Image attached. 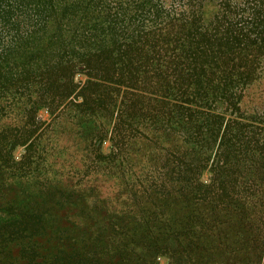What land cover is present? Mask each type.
<instances>
[{"label": "rangeland", "instance_id": "1", "mask_svg": "<svg viewBox=\"0 0 264 264\" xmlns=\"http://www.w3.org/2000/svg\"><path fill=\"white\" fill-rule=\"evenodd\" d=\"M180 15L211 38L213 58L218 43L229 58L210 63L202 107L226 133V169L195 171L202 184L223 178L214 199L183 173L173 184L163 173L167 144L180 147L177 88L188 70L164 89L163 60L133 58L120 87L139 115L107 166L94 141L103 128L100 150L111 152L114 114L82 112L86 84L111 56ZM31 74L57 93L33 92ZM0 264H264V0H0Z\"/></svg>", "mask_w": 264, "mask_h": 264}, {"label": "trees", "instance_id": "2", "mask_svg": "<svg viewBox=\"0 0 264 264\" xmlns=\"http://www.w3.org/2000/svg\"><path fill=\"white\" fill-rule=\"evenodd\" d=\"M189 17L190 16L184 18L182 15L172 16L169 18L170 20L164 23L163 28H160V30L139 35L136 45H133L134 48H128L118 52L116 53V57L111 56V61L108 62L109 67L101 66L100 71H102V73L99 74V79L94 81L90 80L86 84L87 87H85L82 93L84 95L82 104L83 106L86 105L84 106L86 110H82V112L92 114L95 117L100 116V118L103 119V115L96 112L99 107V110L106 113L109 119H111V116L114 114V122L112 128H110V130L113 129L112 137L110 135L111 152L105 155L100 150L101 143L107 134L106 130L103 128H100L96 141H94L96 142V144H94V156L96 157V161H101V163L104 162V165L107 166L106 163H111V159L114 158L111 155L114 152L113 149L116 151H121L123 149L125 140L127 139L126 134L128 128L131 126L130 120L135 115H139V112H137L132 105L131 96L129 94L131 92L120 87L121 81L131 74L130 65L133 58L136 56L140 58H156L157 61L163 60L161 62L164 66L162 72L164 76L162 80L164 89H167V82L172 77H170L169 74L175 72L176 76L173 82L177 81L181 84L184 71L188 70L190 84L187 87L180 86L177 88L180 106L179 110H177L176 126L177 130H179V134H181L182 131V136L179 138L178 142L180 147L176 144H167L166 147H169V151H166L162 159L163 173L166 174V179H168L167 182L172 184L175 180V178H173L174 171L177 170L178 173H183V177L186 176L183 181L187 187L195 185L197 190H202L203 193H205L206 197L204 199L210 197L214 199L221 195V193H219V185L223 184V178L218 181L213 178L208 183L202 184L196 182L198 181V177L195 175V171L199 172L203 168L210 167L212 173L219 175L226 169L227 162L225 159L227 160V156L223 148L226 133L223 131L220 134L222 124L219 123L215 125L213 122L211 123V113L202 107L208 104L210 91H213L209 81V72L211 70L209 67L210 63L212 61L220 63L228 62L229 58H224L225 54L224 51H222L224 48L223 43H218L220 48L217 50L219 52V58H213L211 38L201 35L200 32L202 29L198 30V27H196L197 25L186 27L187 24L196 22L194 18L189 19ZM224 39L225 38L221 36L219 40L224 42ZM184 48L188 49L190 54H184ZM129 51H132L133 54H129ZM184 61L189 63V67L186 68L182 66ZM232 66L231 64V67ZM104 71H108L110 76H104ZM51 73L53 72H49V69L39 73H36L35 70V74H38L37 77L41 80H45V77ZM31 76L32 74L27 76L28 79L32 80L27 87L32 88L33 92L36 91L37 87L39 90L41 89L43 91V94L56 92L52 89L54 83L51 81L49 84L42 81L44 88H41L39 86L40 83L38 84L37 80L30 78ZM47 80L49 81V79ZM92 86H94V89L89 91V88ZM95 86H98V90ZM20 87L23 88L24 84L21 83ZM33 98L34 101L37 102L41 100L42 95L39 96L36 92ZM65 99L64 96H61L58 100L54 98L52 102L60 104L62 101L64 102ZM189 102L195 103L196 107L189 106ZM147 111L152 113L151 109H147ZM150 113L145 114L144 112V114L141 115L150 117ZM158 113V117H161L163 123H165V128L168 127L166 125L167 123L171 126L169 113L165 111ZM218 137L220 142H218L217 147L213 148L216 143L215 140L216 138L218 139ZM2 138L4 142L9 143L10 140L7 135L3 134ZM10 146L13 145L11 144ZM210 150H215L213 157H210ZM197 151L198 154H196ZM200 151L204 152L205 155L201 156ZM96 164V167L99 166L97 162ZM193 175H195V177ZM216 181L218 184L215 183ZM168 186L171 185L166 184V187Z\"/></svg>", "mask_w": 264, "mask_h": 264}]
</instances>
